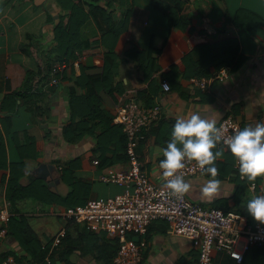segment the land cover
<instances>
[{
  "label": "crops",
  "instance_id": "0c3cea01",
  "mask_svg": "<svg viewBox=\"0 0 264 264\" xmlns=\"http://www.w3.org/2000/svg\"><path fill=\"white\" fill-rule=\"evenodd\" d=\"M43 2L0 0V120L2 117L11 119L5 124L11 127L5 135L6 163L24 164L21 183L27 186L33 176L57 197L38 190L18 205L42 245L51 246L54 264H110L97 248L112 245L115 237L87 230L62 216L68 209L63 198L73 195L74 203L84 205L93 199L122 193L120 186L104 183L100 176L127 171L130 167L122 160L104 163L101 156L113 157L116 147L108 140L97 142L92 136L94 132L78 142L68 143L64 137V128L71 123L72 94L86 95L77 81L83 73L101 74L104 68L103 49L96 43L100 36L94 23H88L83 30L92 45L76 60L56 65L61 72L58 79L47 77L45 73L36 75L33 80L36 96L18 98L16 113L12 99L8 98L22 88L27 71L38 72L44 67L37 48H24L31 45L30 36H41L43 32L45 44L51 40L52 29L47 24L46 1L45 7L41 6ZM184 3L183 14L190 19L185 29L171 27L169 19L145 0H134L129 5L128 9L132 10L129 27L116 48L120 65L115 81L121 85L123 93L118 100L105 89L100 93L104 113L113 117L112 126L117 125L114 123L116 107L141 100L145 92V97L150 98L148 106L160 105L161 119L141 133L138 149L143 169L157 184L161 182L159 160L162 159L157 149L166 147L177 118L199 112L219 126L230 115L241 128L264 120V27L252 34L228 22L229 16L231 18L240 8L264 20V0H184ZM121 14L116 11L114 17ZM224 42L235 44L228 48L216 47ZM221 62L229 64L220 67ZM222 69L228 73L226 79L211 81L205 90L195 84L196 80L213 79ZM164 80L169 82L170 92L162 88ZM85 108L80 105L76 111L84 116L90 113V109ZM88 119L86 127H93L94 123ZM79 121L77 118L76 122ZM97 123L96 127H110L106 121ZM42 165L54 167L47 179L40 178L45 173V170L39 171ZM215 166L221 181L217 194L211 199L201 196L200 189L209 178L208 174H202L187 180L191 184L186 193L188 198L207 209L238 213L250 226L258 224L248 214L244 203L252 196L264 195V178L258 177L255 182L241 179L227 148ZM63 168L69 170L65 179L61 176ZM9 173L8 169L0 170V213L4 209L10 211L6 201L7 184L3 180ZM4 226L0 219V230ZM62 232L65 234L60 244L54 247L56 237ZM129 238L146 243L140 264H195L199 259V250L193 242L172 235L169 224L162 220L154 221L144 237L129 235ZM9 252L13 254L5 257ZM105 252L110 253V250ZM23 254L16 239L6 235L0 249V264L9 257L17 261L15 256L20 259ZM240 262L226 252L212 251L211 264Z\"/></svg>",
  "mask_w": 264,
  "mask_h": 264
},
{
  "label": "trees",
  "instance_id": "16d2710c",
  "mask_svg": "<svg viewBox=\"0 0 264 264\" xmlns=\"http://www.w3.org/2000/svg\"><path fill=\"white\" fill-rule=\"evenodd\" d=\"M45 1L46 7L44 5ZM133 1L134 0H44L41 6L45 7L47 24L51 25V40L49 43L47 42L45 44L43 32L41 36L29 37L30 46L24 45L26 50L31 47L37 48L39 57L45 63L44 67H42V69L39 68L38 72L27 71L22 88L8 97L10 100L12 99L14 113H16L18 98L29 99L36 96L33 90V80L36 75L42 76L45 73L47 77L53 76L58 79L61 72L57 71L54 73V69L57 68L56 65L63 66L72 60H76L83 50L92 45L89 40L86 39L83 30L88 23H94L100 36L96 43L103 49L104 68L101 74L87 75L83 73L77 81V86L84 89L86 95L77 96L75 93L72 94V101L69 109L71 123L64 128V137L68 143H72L78 142L87 134L94 132L92 136L97 142L103 143L104 140H108L109 143L114 144L116 148L113 151V157L107 158L106 156H101L104 163L110 160L111 162L122 160L129 163V157L127 155L128 138L121 126L110 125L113 117L108 115V113H104L101 106L102 97L100 93L105 89L115 100H118L123 93L121 85L115 81L120 65V59L117 55L116 48L121 36L128 30L132 13V10H129L128 7ZM145 1L151 7L164 14L169 19L171 27L180 29L189 27L190 19L183 14L184 0ZM51 9L53 12H51ZM116 11L122 12L120 17H114V12ZM228 22L234 24L236 28L246 30L252 34L254 31L261 30L264 27V20L261 17L243 8L238 9L231 18L229 16ZM234 44L235 42H224L216 45V47L224 46V48H228L229 45ZM237 51L238 50H236V53ZM227 64H229V62H221L220 67ZM145 94L147 95V92L144 93V97H142L143 100L141 99L142 101L137 100L136 102L144 107L151 108V106L147 105L150 98L145 97ZM80 105L86 106L85 109H90V113L84 116L79 115L76 109ZM87 117L89 118L88 122L92 121L94 123L93 127H86ZM77 118H80L81 121L76 122ZM100 120L103 122L106 121L105 124L110 125V127H96L98 124L97 121ZM7 121L10 122L11 119L2 117L0 120V123L2 122V125L0 124V170L8 169L10 171L7 178L6 176L3 177L4 182L7 184L6 201L11 214L7 237L16 239L23 249L24 254L20 259L14 255L17 262H25L27 264H54L52 261L54 254L51 253V246L42 245L40 237L33 231L27 218L21 214L18 205L38 190L44 191L49 196L55 197L56 199L57 197L51 191L41 186L40 181L33 176L30 177V183L24 186L21 183L24 177V164L8 165L6 163L5 135L11 131V127H5ZM151 128L152 127L149 129ZM98 131L100 132L97 133ZM144 131L146 130H143L141 133ZM141 133L139 134V146ZM68 173L69 170L63 168L61 174L63 179L67 177ZM63 201L64 206L68 208L79 206L74 203L75 198H73V195L65 199L63 198ZM47 204L53 203L48 202ZM119 246L120 240L115 238L112 245H108L106 248L99 247L97 250L104 255L103 257L107 259L110 264H113L112 261H114L118 254ZM106 249L110 250V253L105 252ZM12 254L13 252H9L5 257ZM49 257L50 263L47 262V258ZM240 264H264V246L250 247L245 252Z\"/></svg>",
  "mask_w": 264,
  "mask_h": 264
},
{
  "label": "built area",
  "instance_id": "2783aa9c",
  "mask_svg": "<svg viewBox=\"0 0 264 264\" xmlns=\"http://www.w3.org/2000/svg\"><path fill=\"white\" fill-rule=\"evenodd\" d=\"M58 67L54 69V73ZM228 77L225 69L220 70L213 79L196 80L195 84L205 90L213 80ZM165 85L167 87H165ZM166 92L171 91L168 81L162 82ZM160 105L144 107L136 101L120 104L116 107L114 123L121 126L128 138L127 155L129 170L101 175L100 180L115 184L123 192L106 199H93L84 205L71 207L62 213L64 219L78 223L95 233H107L120 240L118 254L113 264H140L145 241L136 242L128 235L144 237L148 227L158 220L169 224L170 233L190 239L199 250V259L195 264H211L212 251H222L241 261L245 252L252 246H264V224L250 226L247 220L235 212L221 209H207L190 200L187 194L177 198L170 196L163 187L150 180L143 169L137 149L139 134L160 121ZM223 139H227L241 125L230 115L220 123ZM221 146L226 148L221 143ZM98 164V161H95ZM186 181L202 175L194 162L186 163L181 170ZM11 214L7 209L0 213L5 226L0 230V249L8 231ZM64 232L54 241V247L61 242ZM50 263V260L47 259ZM1 264H27L9 257Z\"/></svg>",
  "mask_w": 264,
  "mask_h": 264
},
{
  "label": "clouds",
  "instance_id": "9594fccd",
  "mask_svg": "<svg viewBox=\"0 0 264 264\" xmlns=\"http://www.w3.org/2000/svg\"><path fill=\"white\" fill-rule=\"evenodd\" d=\"M170 137L166 147L157 149V155L162 156L159 175L170 196L180 198L190 191L191 184L181 171L190 162L209 176L200 189L201 196L211 199L217 194L221 181L215 162L224 154V148H218L221 143L233 157L241 179L255 182L258 177L264 178V120L238 128L223 139V129L215 120L193 112L176 119ZM244 206L255 221L264 224V195L250 197Z\"/></svg>",
  "mask_w": 264,
  "mask_h": 264
},
{
  "label": "water",
  "instance_id": "95a60500",
  "mask_svg": "<svg viewBox=\"0 0 264 264\" xmlns=\"http://www.w3.org/2000/svg\"><path fill=\"white\" fill-rule=\"evenodd\" d=\"M44 170H45V173L42 174V176H40V178L47 179L51 174L50 171L53 172L54 167L51 165H42L40 167L39 171H44Z\"/></svg>",
  "mask_w": 264,
  "mask_h": 264
},
{
  "label": "rangeland",
  "instance_id": "374dc122",
  "mask_svg": "<svg viewBox=\"0 0 264 264\" xmlns=\"http://www.w3.org/2000/svg\"><path fill=\"white\" fill-rule=\"evenodd\" d=\"M63 224H65V223H63Z\"/></svg>",
  "mask_w": 264,
  "mask_h": 264
}]
</instances>
